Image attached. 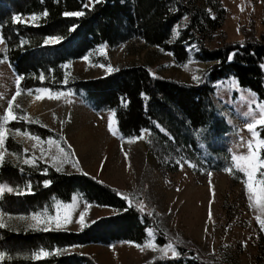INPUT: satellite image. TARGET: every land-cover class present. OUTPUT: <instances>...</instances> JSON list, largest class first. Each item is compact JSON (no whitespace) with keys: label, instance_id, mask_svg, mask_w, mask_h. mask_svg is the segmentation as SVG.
<instances>
[{"label":"trees","instance_id":"obj_1","mask_svg":"<svg viewBox=\"0 0 264 264\" xmlns=\"http://www.w3.org/2000/svg\"><path fill=\"white\" fill-rule=\"evenodd\" d=\"M221 2L100 0L91 5V0H0L4 56L17 75L19 89L71 91L94 110L112 112L117 130L124 138L139 137L147 131L163 146L178 150L180 156H183L180 145L197 155L198 138L209 133L218 136L220 128L224 127L212 99L215 83L232 78L239 88L250 91L264 104V68L261 67L264 64V40L247 34L243 41L226 42L220 36L216 47H208L224 21L225 9ZM45 10L47 15H43ZM65 11H83L84 15L64 16ZM31 14L37 15L34 23H14L11 19L13 15H19L23 21ZM184 18L186 24L173 38V28ZM72 25L76 26L75 30H70ZM52 36L61 39L51 45L45 44V38ZM133 37L140 39L144 47L170 55L177 66L187 62L188 49L193 48L196 58L207 67L195 85L162 78L152 74L146 66L110 69L104 56L91 59L92 64L109 68L103 77L83 80L67 74L65 63L95 53L96 48L103 45L113 49ZM41 75L43 80H40ZM9 127L27 130L39 137L47 135L41 128L22 123H12ZM259 135L264 137L263 127L259 129ZM5 146L11 152L19 150L10 138ZM260 156L264 158V151ZM201 161L206 167H213V161ZM22 169L19 171L9 160L0 164V182L7 181L11 185L30 182L31 185L29 194L4 193L0 197V212L6 215H25L51 199L70 203L74 197L110 208L115 213L84 225L78 232L0 227V251L10 257L0 264H96L87 256L66 254L65 249L129 241L141 244L146 230L154 233L158 246L169 243L157 224V217L138 210L125 199L123 192L82 173H61L40 162L35 167L22 166ZM45 179L51 181L48 186L42 183ZM40 248L52 254L31 259V252ZM54 249H60V254L56 255ZM175 251L180 255L156 257L145 264H237L205 258L183 243L176 244Z\"/></svg>","mask_w":264,"mask_h":264},{"label":"rangeland","instance_id":"obj_2","mask_svg":"<svg viewBox=\"0 0 264 264\" xmlns=\"http://www.w3.org/2000/svg\"><path fill=\"white\" fill-rule=\"evenodd\" d=\"M221 3L225 17L214 41L208 43L210 49L218 45L220 36L226 42L243 41L247 34L264 40V0H222ZM29 20L30 17L23 19L26 24L31 23L27 22ZM186 21L184 18L173 28V38ZM4 52V46L0 44V55L3 56L0 57V122L9 110L16 116L4 123L5 141L0 146L4 161L9 160L20 171L22 166H31L23 163L25 159L35 158L36 164L40 162L56 170L51 155L57 154L58 145L68 157L59 172L82 173L123 192L138 210L157 217L159 228L169 240L166 245L158 246L154 233L146 230L140 247L128 242L110 246L91 244L67 248L66 254L84 255L96 264H145L156 257H174L173 248L183 243L208 259L264 264V230L260 227V222L264 221V207L257 202L258 195L264 201V193L260 192L264 186L259 183L264 180V175L260 174L264 169L257 173L254 181L257 192L250 193L245 188L246 175L232 160V156L248 155L249 144L259 155L264 151V147L258 145V141L264 139L259 135V129L264 126L255 125V135L246 126L264 112V104L253 93L239 88L232 78L215 83L212 99L224 121V130L220 128L218 136L209 133L199 137L197 155L180 145L183 153L180 156L178 150L163 146L147 131L139 137L124 138L117 130L112 112L94 110L71 91L41 88L48 90L41 92L39 88H32L20 89L18 93L17 75L10 69ZM188 53L187 62L177 66L170 55L144 47L140 39L133 37L113 49L104 45L97 47L95 53L84 56L87 60L82 57L70 61L64 68L69 75L89 80L105 76L109 68L146 66L152 74L162 78L195 85L199 80L195 78L201 77L207 64L196 58L193 48H189ZM94 56L107 58L109 68L92 64ZM57 94L59 99L55 98ZM9 100H12L11 109ZM12 123L36 126L47 135L39 141L33 140L32 136L37 135L19 128V131L11 129ZM49 137L54 144H49ZM8 138L19 147L18 151L7 149ZM201 159L213 161V167H206ZM225 168L229 171H224ZM0 184H10L23 193L5 192L9 195L30 193L24 191L28 182L11 185L3 181ZM57 206L61 217L70 213V222L61 228L52 223L48 230L78 232L84 225L115 213L110 208L74 197L70 203L51 199L24 216L34 212L56 215ZM81 212L84 213L83 224L79 223ZM18 216L13 215L8 220V215L4 214V222L15 230L48 231L44 230L45 225L29 228L28 221L19 220ZM169 244L172 247H168Z\"/></svg>","mask_w":264,"mask_h":264},{"label":"snow or ice","instance_id":"obj_3","mask_svg":"<svg viewBox=\"0 0 264 264\" xmlns=\"http://www.w3.org/2000/svg\"><path fill=\"white\" fill-rule=\"evenodd\" d=\"M100 0H91V5H94L96 3H99ZM91 5H83V7H90ZM43 15H47V11L45 10V12L43 13ZM64 16H71V17H79L84 15L83 11H65L63 13ZM12 21L15 22H25L22 21L21 16L19 15H13L11 17ZM37 19V15L36 14H31L30 16V20L27 22H35ZM75 25L70 26V30H75ZM61 38L57 37V36H52V37H47L45 38L44 43L45 44H49V43H55L58 42ZM5 42V38L3 37L2 34H0V44H3ZM103 50V49H101ZM234 55V53H233ZM232 56H229V59H231ZM85 60L88 59V57H84ZM262 68H264V64L261 65ZM41 80L44 79V76L41 75L40 77ZM195 79H199L198 77H196ZM17 84H19V80H17ZM20 89L17 88V92L19 93ZM38 91L41 92H47V89H39ZM39 98V97H38ZM56 99H59V94H57L55 96ZM8 105H9V109H11L12 106V100L8 101ZM12 119H16V116H14L13 112L11 110L7 111L4 116L2 117V121L0 122V146H2L4 144L5 141V129H4V123L8 122L9 120ZM255 125H260V126H264V112L261 113V117L258 120H255L253 123H248L246 126L250 131H253V135H255V131H254V126ZM109 128H111V124L109 123ZM17 131H19V129H17ZM33 140L39 141L40 137L39 136H32ZM49 144H54L55 142L52 140V137L48 138ZM258 145L260 147H264V139H260L258 141ZM69 148H71V145H69ZM43 153V149L41 150ZM74 155V153H73ZM43 158V155L41 156V159ZM67 155L64 154V150L62 148H59V146L57 145V154H52L51 155V163L53 164L54 167H56L57 171L61 170V166L67 162ZM232 160L236 162L235 167L240 171L243 172L246 177L247 180L245 181V188L248 192L250 193H254L257 192V189L254 187V181L256 179L257 173L260 172L261 169H264V158H261V156L259 155L257 150H253L251 144H249V154L246 156H232ZM4 162V152L0 151V164H2ZM24 164H28L31 165L33 167L36 166V160L35 158L32 159H25L23 161ZM73 166H76L75 164ZM21 171H23V169H21ZM224 171H229L228 168H225ZM44 173H47V169H44ZM87 174V173H85ZM261 175H264V172H260ZM44 186H48L51 181H49L48 179H45L42 181ZM259 183L264 186V180H260ZM13 191H17V194H23L22 192H20L18 189H13L12 187H10L7 184H0V197L3 196V194L5 192H13ZM25 192H31V185L30 182L28 184V186L26 187V189L24 190ZM261 193H264V187H262L260 189ZM125 199H127V197H125ZM257 202L261 204L262 207H264V201L261 200L260 196H257ZM4 214L0 213V227H8L9 225L6 224L4 222ZM83 217H84V213L81 212L80 213V220L79 223L83 224ZM12 216L9 214L8 215V220H11ZM17 219L19 220H23V221H28L27 223V227L29 228H35L38 225H45L44 230H48V226L51 225L52 223H55L56 228H61L63 227L65 224H68L70 222V213H65L63 215V217H61L60 213H59V208L57 206V212L56 215H47L44 214L42 215L40 212H34L32 213L30 216H24V215H20L17 217ZM209 219H211V212H209ZM260 227L262 230H264V221L260 222ZM150 231V230H149ZM128 243H133L131 241H129ZM137 247H140L139 244H137ZM151 247V246H150ZM168 247H172V245H168ZM143 250V249H141ZM60 249H54L53 252H55L56 255L60 254ZM52 253L49 252L48 250L44 249V248H40L38 250H34L31 252L30 254V258L31 259H41L44 257H47L49 255H51ZM180 253L175 251V248H173V256H179ZM6 258H10L7 257L6 253L3 251H0V261H4Z\"/></svg>","mask_w":264,"mask_h":264}]
</instances>
